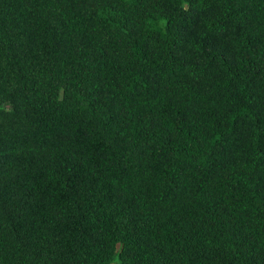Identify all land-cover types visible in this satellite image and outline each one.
Returning a JSON list of instances; mask_svg holds the SVG:
<instances>
[{
    "label": "trees",
    "instance_id": "obj_1",
    "mask_svg": "<svg viewBox=\"0 0 264 264\" xmlns=\"http://www.w3.org/2000/svg\"><path fill=\"white\" fill-rule=\"evenodd\" d=\"M264 264V0H0V264Z\"/></svg>",
    "mask_w": 264,
    "mask_h": 264
},
{
    "label": "rangeland",
    "instance_id": "obj_2",
    "mask_svg": "<svg viewBox=\"0 0 264 264\" xmlns=\"http://www.w3.org/2000/svg\"><path fill=\"white\" fill-rule=\"evenodd\" d=\"M112 264H117V260L115 259V260L112 262Z\"/></svg>",
    "mask_w": 264,
    "mask_h": 264
}]
</instances>
